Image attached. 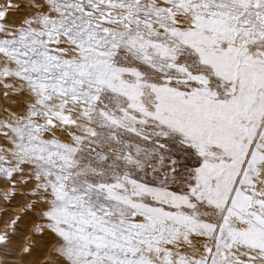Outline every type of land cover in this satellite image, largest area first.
<instances>
[{
	"label": "snow or ice",
	"instance_id": "obj_1",
	"mask_svg": "<svg viewBox=\"0 0 264 264\" xmlns=\"http://www.w3.org/2000/svg\"><path fill=\"white\" fill-rule=\"evenodd\" d=\"M0 264H264V0H0Z\"/></svg>",
	"mask_w": 264,
	"mask_h": 264
}]
</instances>
